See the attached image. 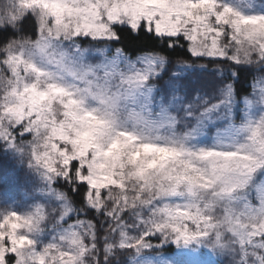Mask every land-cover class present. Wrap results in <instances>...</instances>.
I'll list each match as a JSON object with an SVG mask.
<instances>
[{
  "label": "rangeland",
  "instance_id": "374dc122",
  "mask_svg": "<svg viewBox=\"0 0 264 264\" xmlns=\"http://www.w3.org/2000/svg\"><path fill=\"white\" fill-rule=\"evenodd\" d=\"M28 12L38 38L0 59V264H92V225L56 186L75 162L91 207L116 188L134 210L122 247L175 248L130 264H264V78L199 109L156 97L162 56L94 43L145 22L198 56L264 53V0H0L3 26Z\"/></svg>",
  "mask_w": 264,
  "mask_h": 264
},
{
  "label": "trees",
  "instance_id": "16d2710c",
  "mask_svg": "<svg viewBox=\"0 0 264 264\" xmlns=\"http://www.w3.org/2000/svg\"><path fill=\"white\" fill-rule=\"evenodd\" d=\"M112 29L115 38L96 40L94 43L112 46L114 49L121 48L132 57L155 53L167 60L165 71L154 80L158 88L157 98L162 95L165 99L183 95L187 104L196 103L202 109V102L209 107L222 101L229 85L238 100L250 97L255 83L264 78V53L258 51L249 53L248 50L240 48L238 59L198 56L191 51V43L185 36L158 35L154 30H149L145 22L139 29L119 24L112 26ZM38 36L39 22L31 12L13 25L0 24V59L5 56V48L13 42L35 40ZM223 43L229 54H234L229 36ZM189 121L185 128L179 127L182 132L192 127L193 122ZM3 148L4 143L0 142V152ZM78 170V163L75 162L66 178L60 179L56 186L71 200L80 213L79 218L88 220L92 225L95 235L90 258L92 264H130L139 253L148 255L174 252L173 245L155 247L162 242L161 236L145 237L144 240L152 246L150 249L122 247L119 241L124 229L141 234L134 210L132 212L131 209H123V193L116 188L110 189L113 191L112 195H109V191H103L102 209L91 207L88 201L90 187L79 179ZM12 258L9 264H12Z\"/></svg>",
  "mask_w": 264,
  "mask_h": 264
}]
</instances>
